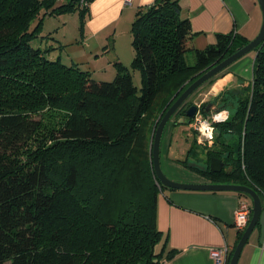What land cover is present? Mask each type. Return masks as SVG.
<instances>
[{
	"label": "trees",
	"instance_id": "obj_1",
	"mask_svg": "<svg viewBox=\"0 0 264 264\" xmlns=\"http://www.w3.org/2000/svg\"><path fill=\"white\" fill-rule=\"evenodd\" d=\"M82 1L0 0V264L172 260L177 251L158 229L157 212L159 195L174 189L154 171L156 130L193 82L250 43L234 32L196 49L180 0H156L132 24L131 68L117 62L113 82L96 81L78 63L48 58L54 47L32 44L49 17L79 12L83 31L92 0ZM253 52L252 82L212 101L229 111L215 123L214 145L203 146L201 158L194 139L182 163L205 166L190 169L211 183L254 189L264 208V41ZM193 105L188 99L174 126L191 124ZM213 158L225 164L220 173L210 171Z\"/></svg>",
	"mask_w": 264,
	"mask_h": 264
},
{
	"label": "crops",
	"instance_id": "obj_2",
	"mask_svg": "<svg viewBox=\"0 0 264 264\" xmlns=\"http://www.w3.org/2000/svg\"><path fill=\"white\" fill-rule=\"evenodd\" d=\"M155 1L92 0L84 30L79 23L74 40L60 45L76 44L80 52L91 58L105 55L112 40L116 42L117 50L126 51L132 43L131 30L137 11ZM180 3L182 17L191 22L194 34L191 43L196 49L215 44L218 34L235 32L252 41L262 28L263 13L258 0H180ZM60 45L53 46V55ZM254 57L255 53H250L240 59L212 84L206 83L197 90L189 100L208 86L203 100L210 96L215 99L226 90L239 94L252 82ZM189 58L194 62L192 55ZM190 128L189 125L174 126L173 120L167 126L161 144L162 171L169 179L180 183H211L182 163L191 146ZM243 200L248 199L231 191L164 190L158 197L157 225L168 237V248L176 250L177 254L163 264H217L211 256L212 250L228 247L231 252L239 243V230L234 226V219ZM238 264H264V210L260 225L244 247Z\"/></svg>",
	"mask_w": 264,
	"mask_h": 264
},
{
	"label": "water",
	"instance_id": "obj_3",
	"mask_svg": "<svg viewBox=\"0 0 264 264\" xmlns=\"http://www.w3.org/2000/svg\"><path fill=\"white\" fill-rule=\"evenodd\" d=\"M258 3L262 9L263 13V24L260 33L258 36L250 41L248 45L241 48L237 52L233 53L231 56L227 57L221 63L213 66L210 70L204 73L200 78H198L195 82H193L184 92L183 94L177 99V101L171 106V108L167 111L165 116L162 118L154 137V144H153V166L154 171L156 174L157 179L159 182L166 188L174 189V190H189V191H231L237 193H243L248 195L252 199L253 209H252V217L250 223L244 232L241 240L239 241L234 254L230 260L229 264H238L240 255L246 246L247 242L249 241L252 233L256 229L257 225L260 222L262 212L264 210L262 200L260 195L252 188L244 186V185H237V184H214V183H205V184H193V183H180L169 179L162 171L161 167V144L163 140L164 132L172 121L173 117L177 114V112L184 106V104L188 101V99L202 86L206 83L214 79L215 77L219 76L223 73L226 69L231 67L240 59L244 58L251 52H253L257 46L264 41V0H258ZM198 110L197 106H192L188 113V117H194ZM181 124L184 122L183 119L179 121ZM189 168L197 167L201 170L205 169V166L198 164L196 162L189 163ZM225 167L224 162L221 159H211L210 162V171L213 173H220Z\"/></svg>",
	"mask_w": 264,
	"mask_h": 264
},
{
	"label": "rangeland",
	"instance_id": "obj_4",
	"mask_svg": "<svg viewBox=\"0 0 264 264\" xmlns=\"http://www.w3.org/2000/svg\"><path fill=\"white\" fill-rule=\"evenodd\" d=\"M79 23L81 26V20H80V15L77 13H72V14H64L60 17H50L47 18L43 24V27L40 31V38L37 40L35 39L32 44L35 47H41L43 50H50L53 46H59L60 44L64 43H70L74 40V31L79 28ZM67 37L65 38V36ZM45 37V38H42ZM62 42V43H60ZM115 41H111V43L108 45V51L105 55L101 56L100 58H91L85 54V52H80V49L76 46H65L60 47L59 51H56V53L53 55V51H50L51 55H48V58L51 59H57L58 56L61 55V60L64 64L67 65H73L76 62L81 63V69L85 71H90L91 77L93 80L96 81H101V82H113L116 78L117 75V67L116 63L120 62L124 66L131 68V65L133 63L134 57H135V51L134 48L131 45H128L126 48L127 50L124 51L122 48H119L118 50L115 48ZM84 49V48H83ZM254 53V52H251ZM249 55V54H248ZM74 59L76 62L72 61ZM188 62L191 63L193 60H190L188 57ZM133 75V81L134 84L138 87L141 88L142 86V74L139 70L132 71ZM209 90V86L205 87L197 96H194L191 100V102L203 109L204 104L210 103L209 106L207 107V110L209 107H211V110L209 111V116L212 114L222 112L219 111V104L213 105L212 101L214 98H206L204 99V94H206ZM201 93V94H200ZM212 104V105H211ZM193 105V106H194ZM227 111V110H223ZM198 112V110H197ZM196 112V114H197ZM229 113V111H227ZM194 115V117L196 116ZM194 120L191 122L189 126H191L192 130L189 131L191 133V138H190V143L192 145L194 139L197 140V132L193 128ZM190 128V129H191ZM197 145L200 147V157L205 158V149L203 146ZM191 148V146H190ZM204 150V151H203ZM190 163H194L193 160ZM252 201V199H249Z\"/></svg>",
	"mask_w": 264,
	"mask_h": 264
},
{
	"label": "built area",
	"instance_id": "obj_5",
	"mask_svg": "<svg viewBox=\"0 0 264 264\" xmlns=\"http://www.w3.org/2000/svg\"><path fill=\"white\" fill-rule=\"evenodd\" d=\"M83 5H89L87 0L82 1ZM229 116L227 111L218 112L211 116H205L201 108L194 117L193 128L197 132V143L201 146L212 147L215 142V123L225 121ZM209 131L211 134L209 135ZM253 204L249 200H243L235 212L234 226L239 231L247 229L252 217ZM230 251L228 247L214 249L211 256L217 264H227Z\"/></svg>",
	"mask_w": 264,
	"mask_h": 264
},
{
	"label": "clouds",
	"instance_id": "obj_6",
	"mask_svg": "<svg viewBox=\"0 0 264 264\" xmlns=\"http://www.w3.org/2000/svg\"><path fill=\"white\" fill-rule=\"evenodd\" d=\"M211 134V132L209 131V135Z\"/></svg>",
	"mask_w": 264,
	"mask_h": 264
}]
</instances>
